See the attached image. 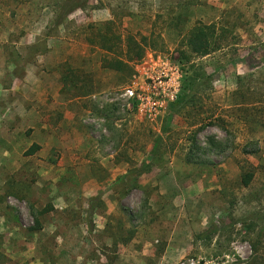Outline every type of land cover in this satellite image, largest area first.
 <instances>
[{
	"label": "rangeland",
	"instance_id": "374dc122",
	"mask_svg": "<svg viewBox=\"0 0 264 264\" xmlns=\"http://www.w3.org/2000/svg\"><path fill=\"white\" fill-rule=\"evenodd\" d=\"M71 1L0 0V264H264V0ZM196 22L223 48L190 54ZM108 27L151 37L130 74ZM151 59L180 76L156 117L98 107Z\"/></svg>",
	"mask_w": 264,
	"mask_h": 264
},
{
	"label": "trees",
	"instance_id": "16d2710c",
	"mask_svg": "<svg viewBox=\"0 0 264 264\" xmlns=\"http://www.w3.org/2000/svg\"><path fill=\"white\" fill-rule=\"evenodd\" d=\"M70 3L75 7L78 1L72 0ZM227 31V28L219 26L217 23L206 25L202 22H196L195 26L188 32L184 45L190 54L196 57H204L223 48V43L227 39ZM149 40H151V37L134 36L131 34L122 36L114 31V29L108 27L106 33H100L97 43L98 47L105 53L112 55V58H103L102 66L117 72L126 71L129 74L132 73L130 63L140 60L144 56L146 48L149 47ZM63 79L65 80L66 78L64 77ZM35 147L30 152H33ZM252 177V173L243 175L242 185L248 186ZM45 212H47L46 209L41 211V213ZM36 224L37 226L32 228L33 231L41 229L37 220ZM252 252L254 253V258L251 260V264H256L258 261L256 246L252 247Z\"/></svg>",
	"mask_w": 264,
	"mask_h": 264
},
{
	"label": "built area",
	"instance_id": "2783aa9c",
	"mask_svg": "<svg viewBox=\"0 0 264 264\" xmlns=\"http://www.w3.org/2000/svg\"><path fill=\"white\" fill-rule=\"evenodd\" d=\"M141 82L135 81L132 86L123 89L115 98L110 96L98 97L96 102L98 107H102L107 102H120L122 107L128 109L132 107V102L137 103V109L142 114L149 117L156 115L165 108L166 104L173 101L180 86L179 73L177 69L168 62L150 60V64L142 66ZM140 77V75H139ZM85 123L90 127L93 133L99 135L106 133L104 120L95 119L88 116ZM176 264H213L211 262H201L200 260L189 258L179 261Z\"/></svg>",
	"mask_w": 264,
	"mask_h": 264
}]
</instances>
